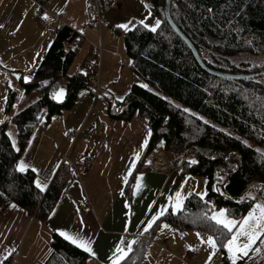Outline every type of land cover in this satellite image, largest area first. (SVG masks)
Returning a JSON list of instances; mask_svg holds the SVG:
<instances>
[{
  "label": "trees",
  "instance_id": "1",
  "mask_svg": "<svg viewBox=\"0 0 264 264\" xmlns=\"http://www.w3.org/2000/svg\"><path fill=\"white\" fill-rule=\"evenodd\" d=\"M148 1L161 21L157 31L137 23L123 32L130 69L147 87L132 83L122 100L109 102L110 111L118 119L129 120L137 114L148 121L149 140L135 170L144 168L148 154L162 143L168 155L184 156L177 168L181 175L205 178L207 196L201 200L195 194L187 195L181 212L172 214L169 209L133 240L120 264H134L143 258L161 221L179 230L215 236L223 229L204 219V213L210 216L215 210L227 209L229 218L238 223L253 205L247 198L249 192L264 200V75L227 79L207 73L166 21L165 0ZM170 15L208 67L228 73L264 68L259 60L264 53V0H171ZM82 42L80 34L61 24L31 80L24 84L26 94L37 91L40 95L11 118L19 151L7 135L8 121L0 123V209L14 204L44 219L57 200L68 176L65 166L44 192L35 186V173L31 169L19 172L17 164L41 118L48 120L70 109L78 91L92 86L90 74H68ZM58 80L63 81L66 92L63 102L51 96ZM192 160L197 163L190 164ZM218 177L222 181L218 182ZM131 185L132 177L126 185L128 194ZM213 185L219 191H213ZM49 245L42 264L86 263L88 253L58 233L51 234ZM216 255L224 259L225 250L219 245Z\"/></svg>",
  "mask_w": 264,
  "mask_h": 264
},
{
  "label": "crops",
  "instance_id": "2",
  "mask_svg": "<svg viewBox=\"0 0 264 264\" xmlns=\"http://www.w3.org/2000/svg\"><path fill=\"white\" fill-rule=\"evenodd\" d=\"M80 3L85 11V0H80ZM117 8L108 12H114ZM58 13L59 17L51 16L50 20H45L37 12L36 25L41 30L45 22L56 27L66 24L80 34L82 21H77V14L73 12L72 17L67 13L63 18L64 13ZM50 42L48 38L40 42V60ZM83 45L84 42L80 48ZM93 62L91 58L83 59L81 65L71 73L68 71V74H90L93 82V73L87 71L94 68ZM62 86L64 88L63 81ZM111 95L105 94V99L101 100L99 108L91 117L95 103L90 107V99L94 98L97 102L99 92L95 94L92 86L82 88L70 109L53 114L48 120L41 118L29 139L31 143L28 142L18 163L23 160L29 165L28 169H37L34 172L35 181L39 180L42 186H46L44 192L62 166H65L68 176L52 210L44 219L28 214L16 205L11 207L14 204L0 209V264H42L50 252L51 234H59V231L70 234L78 232L91 242L95 256L88 253L85 264H111L109 257L113 256L116 247L127 250L126 244L128 246L136 237L146 233L144 229L147 221L161 205L168 203L169 196L181 191L187 182L189 175H181L177 169L170 173L146 168L135 170L143 160L147 145L145 141L149 140L148 121L137 114L129 120L115 118L110 105L104 111L110 96L111 101L124 98L118 99L113 93ZM65 98L66 92L59 101ZM76 102L81 109L77 115L73 113ZM88 107L86 113L84 110ZM69 131L76 132V136L67 135ZM85 156H93L94 162L89 169L84 170L79 163ZM131 177L132 185L128 194L126 185ZM249 193L255 197L252 199V211L256 203H264V200L257 198L255 192ZM198 232L179 230L161 221L149 240L143 258L134 264H222L228 260L226 250L222 259L219 255L215 256L216 250L202 244L196 235ZM199 233L201 237L208 236ZM256 248L264 249V243L257 240L249 255L238 260L239 264H264V250L256 252ZM209 255H212L211 261L208 260Z\"/></svg>",
  "mask_w": 264,
  "mask_h": 264
},
{
  "label": "rangeland",
  "instance_id": "3",
  "mask_svg": "<svg viewBox=\"0 0 264 264\" xmlns=\"http://www.w3.org/2000/svg\"><path fill=\"white\" fill-rule=\"evenodd\" d=\"M117 7L116 11L108 12L105 17L110 28L102 30L99 34L89 26V20L84 8L82 9L80 0H45L40 4L35 0H0V25H3L2 30L0 29V109H2L0 121H8L7 132L12 133V140H15L16 133L15 126L11 122L12 116L40 95L37 91H32L29 94L24 92L23 77H30L31 80L34 68L38 66L39 58H41L38 57L41 52L40 42L43 38H48L51 41L53 36L52 34L48 36L41 34V30L36 25L37 12L42 17L47 13L49 17L47 20H50L51 16H58L57 13L60 11L64 13L63 18L67 13L73 17L74 12L77 14V21H82L79 33L84 38V45L79 49L69 73L78 68L83 59L94 60L92 63L94 68H89L87 71L93 73L92 79L96 78V82H92V89L95 93L94 86L98 85L99 99L97 102L94 98L90 99V107H93L95 103L91 117L99 108L101 100L105 99V94L113 93L116 98L122 99L128 93L132 83L144 85L142 80L130 69V59L125 53L123 44L125 29L117 26L128 24L131 29L141 20L149 25H154L158 18L151 12L148 0H121ZM59 23H61L60 19ZM259 60L264 65V53L259 57ZM58 88H63L62 80H58L52 88L51 96ZM157 93L162 97H167L160 91ZM9 96L11 97L10 102H8ZM111 96L109 102L112 100ZM109 105L108 103L104 111L108 110ZM90 107L84 111L87 113ZM73 109H75L73 113L76 115L79 111L81 112L77 102ZM98 130L100 131V129ZM165 154L168 157L177 156ZM203 190H206L205 178L189 175L181 192L186 197L190 192Z\"/></svg>",
  "mask_w": 264,
  "mask_h": 264
},
{
  "label": "snow or ice",
  "instance_id": "4",
  "mask_svg": "<svg viewBox=\"0 0 264 264\" xmlns=\"http://www.w3.org/2000/svg\"><path fill=\"white\" fill-rule=\"evenodd\" d=\"M211 11V9H209ZM59 14V13H57ZM43 19H49L47 13L42 17ZM161 21L156 20L154 25H149L145 23L143 20L139 21L144 28L149 29L151 32H156L159 27ZM3 27V25H0ZM117 27L125 29V31L130 30L128 24H121ZM135 28V25H133ZM25 83H28L30 77H23ZM45 85L48 83L47 81L42 82ZM142 87H147V85H142ZM65 90L63 88H58L52 93V99L60 100L64 97ZM2 111V109H0ZM185 111H188L185 109ZM3 123V121H0ZM207 123V121H205ZM9 138H12V133H7ZM31 143V142H29ZM147 141H145V144ZM12 147L16 149V142L12 140ZM19 151V149H16ZM259 151V150H258ZM261 155H264L262 153ZM190 164H196V160H192L189 162ZM29 165L25 163L23 160L20 161L17 165V171L25 172L28 169ZM33 172H36L37 169L32 168ZM139 180V178H137ZM222 177H218V182L222 181ZM35 186L40 189V191H44L46 186H42L39 180H36ZM139 187V184H137ZM255 187V186H254ZM213 191H219V189L213 185ZM195 194L201 200H204L205 196H207V190H203L200 192H190L189 195ZM247 198L255 199L254 196L249 193ZM168 203L166 205H161L158 211L152 215L151 219L147 221V225L145 227V231H148L153 223H155L160 217H163L169 209L172 214H177L184 209V201L185 197L181 191H176L173 196H169L167 198ZM207 203V201L205 202ZM11 207H15V205H11ZM204 219H210L215 223V225L219 226L223 231H219V233L215 236L208 235L206 238L201 237L200 233H196L198 239L202 244L208 245L213 250H218V245L222 247L228 253V260L231 264H237V261L247 257L249 252L253 250V246L256 244L257 240H261L264 243V203H256L252 209L248 213L246 217L243 218L239 224L234 219L229 218L227 209H219L218 211H213L209 216L208 213L203 214ZM83 223V221H81ZM164 227H168V225H164ZM235 229V231H234ZM226 233L230 235V238L226 236ZM59 235L62 236L66 241L75 245L77 248L82 249L84 252L89 253L92 256H95V253L92 250L91 242L88 239H85L79 235V233L70 234L67 231H59ZM243 237V240L241 239ZM131 250V244L128 245L127 250L122 249L120 246H117L113 256L109 257L111 264H120V261L125 259L127 256V252ZM264 249L256 248V252H260ZM214 254V252H213ZM212 255H209L208 260L211 261ZM207 264V262H206Z\"/></svg>",
  "mask_w": 264,
  "mask_h": 264
},
{
  "label": "built area",
  "instance_id": "5",
  "mask_svg": "<svg viewBox=\"0 0 264 264\" xmlns=\"http://www.w3.org/2000/svg\"><path fill=\"white\" fill-rule=\"evenodd\" d=\"M37 3H41L40 0H35ZM121 3V0H85V13L89 20V26L93 29L101 33L103 29L110 28L105 14L116 8ZM58 32V27L50 25L48 23H42L41 26V33L43 35L55 34ZM96 46V50H97ZM93 81L96 82V78H93ZM93 86V85H92ZM95 94L98 91V85L95 84L94 86ZM67 135L70 137H75L76 132L69 131ZM165 150L163 144H158L146 157L144 162V168L148 170L170 173L178 168L180 163L183 160L181 154H177L174 157H168L165 154ZM94 162L93 156H85L81 159L79 166L81 169H89ZM83 203H86V200H83ZM126 247L127 244H126ZM222 264H231L230 261L226 260L223 261Z\"/></svg>",
  "mask_w": 264,
  "mask_h": 264
},
{
  "label": "water",
  "instance_id": "6",
  "mask_svg": "<svg viewBox=\"0 0 264 264\" xmlns=\"http://www.w3.org/2000/svg\"><path fill=\"white\" fill-rule=\"evenodd\" d=\"M170 2L171 0H165L164 5V16L172 30L185 42V44L188 46L190 51L192 52V55L194 56L195 60L199 64V66L205 70L207 73L221 77V78H227V79H244V78H252L260 75H264V68L246 72V73H228L223 71H218L215 69H212L208 67L206 64L203 63L201 58L199 57V54L197 53L196 49L194 48L193 44L189 41V39L180 31V29L176 26V24L173 22L171 15H170ZM91 86V84H90Z\"/></svg>",
  "mask_w": 264,
  "mask_h": 264
}]
</instances>
